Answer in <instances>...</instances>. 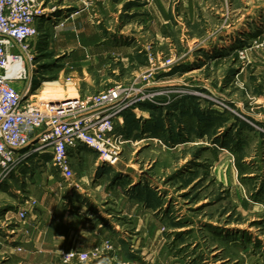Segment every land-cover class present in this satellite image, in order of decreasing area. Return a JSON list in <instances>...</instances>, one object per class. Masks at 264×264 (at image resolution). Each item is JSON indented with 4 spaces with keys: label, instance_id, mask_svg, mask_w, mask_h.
Returning a JSON list of instances; mask_svg holds the SVG:
<instances>
[{
    "label": "rangeland",
    "instance_id": "rangeland-1",
    "mask_svg": "<svg viewBox=\"0 0 264 264\" xmlns=\"http://www.w3.org/2000/svg\"><path fill=\"white\" fill-rule=\"evenodd\" d=\"M46 1L53 26L84 6L90 28L68 31V40L59 28L40 29L31 41L46 80L40 101L120 82L153 96L123 114L115 167L94 171L88 159L68 185L51 165L64 186L100 201L95 223L113 247L68 264H264V0H166L161 22L156 0ZM6 180L3 226L17 208L36 206L25 184L12 180L8 192ZM55 255L35 264H64Z\"/></svg>",
    "mask_w": 264,
    "mask_h": 264
},
{
    "label": "built area",
    "instance_id": "built-area-1",
    "mask_svg": "<svg viewBox=\"0 0 264 264\" xmlns=\"http://www.w3.org/2000/svg\"><path fill=\"white\" fill-rule=\"evenodd\" d=\"M47 12L45 0H0V184L17 172L29 155L25 149L50 153L51 165L69 185L71 156L80 146L96 153L99 164L115 167L126 142L117 133L123 114L143 101H152L153 96L140 88L121 82L88 95L40 101L37 92L43 80L31 41L38 36L37 25ZM172 63L170 58L162 61L164 66ZM27 215L25 208L17 211L21 220ZM112 248L111 241L105 240L89 251L60 250L59 258L64 264L84 263Z\"/></svg>",
    "mask_w": 264,
    "mask_h": 264
},
{
    "label": "crops",
    "instance_id": "crops-1",
    "mask_svg": "<svg viewBox=\"0 0 264 264\" xmlns=\"http://www.w3.org/2000/svg\"><path fill=\"white\" fill-rule=\"evenodd\" d=\"M165 1L156 0L155 3L154 12L161 15L160 22L163 15L168 14L170 10V5H166ZM66 3L67 0L61 3L62 8L66 6ZM49 4L50 2H45L47 9ZM77 8L76 14L72 13L63 17L62 14L58 15L57 18L60 19L56 23L54 22V26L51 24L52 14L42 18L37 25L38 31L49 29L52 32V27L57 32L60 31L61 40H65L69 36L67 32L70 30L79 31L84 28L87 30L90 28L87 22V8L84 6ZM41 35L39 32L36 37ZM42 89L47 88L43 85ZM24 151H27L29 155L24 159L17 172L5 181L4 186L10 192L12 188L8 187V182L12 180L22 182L25 184L24 193L28 198L36 201V206L32 207L25 219H19L15 212L13 217L16 219L15 222L8 221L4 223V226L0 225V259L6 263L10 261L14 264H35L48 261L50 256H57L55 254H58L60 250L77 247L88 251L96 243L103 242L100 239L101 236L108 238L105 237L107 231L100 229V222L95 223L96 215L101 212L100 201L90 198L89 194H83L77 189L71 190L67 187L69 184L64 186L61 180L55 176L54 168L51 166L50 153L31 152L27 149ZM73 159L72 167L82 165L88 159H94L92 162L94 171L99 166L96 161V153L81 146L74 152ZM1 187L3 185H0L2 193ZM110 193L118 210L128 214L127 195L119 188L111 190ZM27 203L28 199L25 200V204ZM21 208H17V211ZM146 211L148 210H145L144 214L149 216ZM85 218L87 222H85ZM82 237H86V239H82Z\"/></svg>",
    "mask_w": 264,
    "mask_h": 264
},
{
    "label": "bare ground",
    "instance_id": "bare-ground-1",
    "mask_svg": "<svg viewBox=\"0 0 264 264\" xmlns=\"http://www.w3.org/2000/svg\"><path fill=\"white\" fill-rule=\"evenodd\" d=\"M42 88H43V85H42Z\"/></svg>",
    "mask_w": 264,
    "mask_h": 264
}]
</instances>
